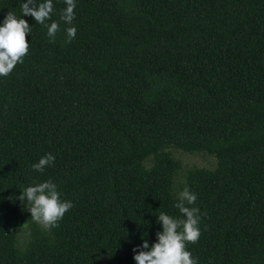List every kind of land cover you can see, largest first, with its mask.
Here are the masks:
<instances>
[{
    "label": "trees",
    "instance_id": "1",
    "mask_svg": "<svg viewBox=\"0 0 264 264\" xmlns=\"http://www.w3.org/2000/svg\"><path fill=\"white\" fill-rule=\"evenodd\" d=\"M0 0V20L20 14ZM57 14L64 7L56 0ZM75 40L33 24L0 78V264H135L198 193L200 264H264V0H79ZM56 160L43 174L31 164ZM205 153L213 165L183 163ZM52 178L74 207L50 231L18 196Z\"/></svg>",
    "mask_w": 264,
    "mask_h": 264
},
{
    "label": "clouds",
    "instance_id": "2",
    "mask_svg": "<svg viewBox=\"0 0 264 264\" xmlns=\"http://www.w3.org/2000/svg\"><path fill=\"white\" fill-rule=\"evenodd\" d=\"M64 7L57 14L56 0H20V14L8 11L0 20V78L8 77L18 64L30 52L33 24L25 19L31 16L34 22L46 29L49 43H55L61 25L65 34V43H70L77 36V25L74 23L77 13L75 9L79 0H62ZM56 157L48 152L38 161L31 164L34 172L43 174L53 167ZM18 199L27 203V211L32 220L51 230L58 226L66 212L74 207L71 200L62 199L58 184L52 179L33 182L26 185ZM198 193L189 186L177 193L175 208L181 215L174 216L165 211L157 215L156 239L150 243L146 237L132 249L135 264H200L199 257L194 256L188 245L196 243L201 236V209L196 205Z\"/></svg>",
    "mask_w": 264,
    "mask_h": 264
},
{
    "label": "rangeland",
    "instance_id": "3",
    "mask_svg": "<svg viewBox=\"0 0 264 264\" xmlns=\"http://www.w3.org/2000/svg\"><path fill=\"white\" fill-rule=\"evenodd\" d=\"M178 155L182 158L183 163L188 166L191 165H200V166H210L213 165L216 161L215 157L207 155L205 153H178Z\"/></svg>",
    "mask_w": 264,
    "mask_h": 264
}]
</instances>
